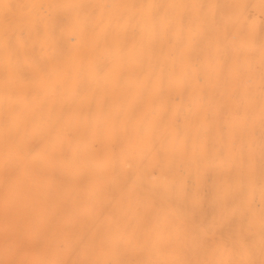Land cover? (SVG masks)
<instances>
[{
    "label": "bare ground",
    "instance_id": "6f19581e",
    "mask_svg": "<svg viewBox=\"0 0 264 264\" xmlns=\"http://www.w3.org/2000/svg\"><path fill=\"white\" fill-rule=\"evenodd\" d=\"M0 264H264V0H0Z\"/></svg>",
    "mask_w": 264,
    "mask_h": 264
}]
</instances>
